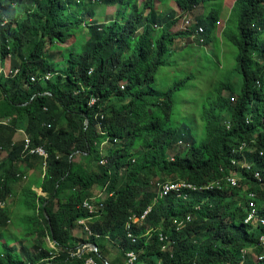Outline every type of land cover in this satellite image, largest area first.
Returning a JSON list of instances; mask_svg holds the SVG:
<instances>
[{
    "label": "trees",
    "instance_id": "16d2710c",
    "mask_svg": "<svg viewBox=\"0 0 264 264\" xmlns=\"http://www.w3.org/2000/svg\"><path fill=\"white\" fill-rule=\"evenodd\" d=\"M158 1L164 4V0H0V64L3 67L10 59L12 69L18 70L17 75L0 73V121L9 119L0 124V204L5 203L0 205V264H83L88 256L103 264L109 255L105 238L120 242L122 256L135 251L138 264H264L242 252L263 250L258 244L264 226L245 223L248 196L243 187L256 194L264 216V0H235L222 36L235 49L240 86L236 90L229 82L216 86L203 101L205 137L200 145L183 147L175 160L168 152L181 140V126L173 119V93L191 77L159 93L153 87L156 74L178 40L194 35L205 43L216 37L227 0H175L188 17L200 7L207 11L198 20L201 28L186 32H175L177 12L162 16ZM121 4L125 10L116 19L100 24L88 7ZM232 19L234 29L229 27ZM82 25H87L88 40L65 55L61 51L66 71H57L52 50ZM46 73L52 74L47 81L41 78ZM94 97L98 102L91 106ZM19 129L48 154L44 178L32 179L20 195V205L30 213L23 233L45 235L54 245L51 249L41 244L29 252L23 243L18 250L13 244L17 240L5 236L12 224L10 198L23 177L21 164L43 168V158L25 156L24 141L13 142ZM106 138L113 146L101 154L99 145ZM243 143L252 171L236 168L245 177L240 186H229L224 177L235 168L233 160L240 156L234 151ZM3 152L7 156L1 159ZM101 157L107 159L106 165H99ZM254 172H260L261 180ZM156 178L198 186L223 180L224 188L189 191L187 199L176 193L158 198L152 184ZM33 185L46 197H38ZM95 186L106 187L112 196L89 221L94 235L77 241L73 228L90 217L79 204L94 196ZM150 206L146 220L132 226L133 242L127 223ZM190 215L193 220L179 230L176 223ZM160 234L173 240V251H163L167 242ZM85 243L96 244L97 251L72 259L70 254Z\"/></svg>",
    "mask_w": 264,
    "mask_h": 264
},
{
    "label": "rangeland",
    "instance_id": "374dc122",
    "mask_svg": "<svg viewBox=\"0 0 264 264\" xmlns=\"http://www.w3.org/2000/svg\"><path fill=\"white\" fill-rule=\"evenodd\" d=\"M163 2L164 4L161 1L157 2V11L159 14L166 16L169 15L170 11L174 9H176L178 12L177 14L179 16V24L177 25L175 32H186L195 26L192 29L194 30L199 26L198 20L204 18L207 13L203 7L197 9L191 17L189 16L188 20L191 22V25L188 26L186 22H184V16L186 15H184L179 9L175 3V0H164ZM234 2L235 0L226 1L225 9L221 19L222 22L215 34L216 37H212L205 43H203L202 40H199V36L194 35L188 39L178 40L175 43L171 54L167 58V64L156 74L153 87L159 93L167 92L171 88L177 87L178 83L186 80L188 77H191L184 86H179V90H176L173 93V119L181 126L179 129V138L181 139L183 145H200L203 137H205L204 123L201 119L203 101L209 96L213 95L216 86L221 82L232 83L235 90L240 86L241 77L236 71L237 65L235 60V49L231 44L227 43L222 36V31L226 23L231 18V11L234 7ZM88 7L95 11L96 16L94 20L98 24L109 23V21L117 18L119 12L125 10L124 4L115 5L114 7L110 8L106 7L105 5H88ZM139 7L140 9H143V4H139ZM132 11L133 7L128 10V15ZM84 20L86 23L87 21L89 22V18H85ZM234 25L235 20L232 19L229 27L234 29ZM88 38L87 25H82L81 30H75L73 32V36L66 43L60 44L57 49L52 50V53H54L55 57L54 61L57 71H66L67 64L61 51H63V54L65 55L67 54V50L77 46L78 42L84 44ZM59 52L61 55H57ZM10 70L11 67L8 62V74ZM224 94L225 96H228L229 92L226 91ZM25 136L26 135L24 134V137ZM21 137H23V133ZM118 143L121 144L122 141L120 140ZM109 147L110 145L107 144L102 148L103 154ZM137 149L138 147H134L133 150L136 151ZM177 149L178 147L174 146V148L168 152V157L173 155ZM5 157V154H3L1 159ZM99 165L98 167L100 168ZM24 184L25 179L16 184L15 191L16 188L20 189V187H22ZM99 187L100 186H95L93 188L94 194L98 192ZM243 188H245V186ZM14 198L15 199L11 202H14L13 206H15L16 209L11 215L12 224H10L9 227L5 229V232L7 237L17 239V236L22 235L24 231L23 223L26 221L24 219V215L27 212L23 208L22 209L24 211L21 210L19 206L20 198L19 200L16 197ZM11 202L10 205H12ZM19 227L20 229H18ZM3 240L6 239H2V241ZM171 241L173 245V240ZM24 242H26L24 246L29 252H34V248L40 246L41 244L47 245L50 249L52 246L49 239L46 238L45 235L41 237L38 233L33 237H24ZM102 242L106 245V249L109 252L108 257L111 261H118L119 259L122 261L125 260V256L121 255L119 241H115L111 238H105ZM9 244L12 243L10 242ZM20 244L23 246V242Z\"/></svg>",
    "mask_w": 264,
    "mask_h": 264
},
{
    "label": "built area",
    "instance_id": "2783aa9c",
    "mask_svg": "<svg viewBox=\"0 0 264 264\" xmlns=\"http://www.w3.org/2000/svg\"><path fill=\"white\" fill-rule=\"evenodd\" d=\"M186 24L188 26L191 25L190 21H186ZM203 31V30H201ZM93 72V70L91 71V73ZM18 74V70L13 74V75H17ZM52 76L51 73H46V75L42 76L41 78L44 80H48L50 79ZM31 80L34 82L36 81V77L33 76L31 78ZM125 84H123L122 88L125 89ZM232 100H234V98H231ZM98 102V98L94 97L91 100L90 105L94 106L96 103ZM103 118V117H101ZM7 122H9V119L5 120V121H0L1 123L6 124ZM227 127H230V123H227ZM99 131L102 135H104V132L101 131V129L99 128ZM24 153L25 156H30V155H37L41 158H43V164H44V168L46 167V159L48 157V154L46 152V148L42 147V146H38L35 147L32 144V141L29 137L25 136L24 138ZM120 140H115V143H118ZM112 145V143H110L109 138H106L102 143H100L99 148L102 152V148L105 145ZM119 144V143H118ZM179 144V145H177ZM174 146H177L178 149L177 151L171 155L169 158L171 160H175V156L178 153V151L183 148V147H190L188 145H183L182 141H178ZM247 149V144L243 143L240 146L239 150H235V153H238L240 158L237 160H233V165L235 168H233L230 171V174L227 175L226 177H224L225 182L229 185V186H233V187H238L240 186V182L244 179V175L240 174L239 171L236 168H240V169H244L246 172H251L252 171V165L249 164L246 160V155H245V150ZM261 155H263V152L260 153ZM107 164V159L101 157L100 159V165H106ZM254 178H257L259 180H261V175L260 172H254L253 173ZM153 189L154 192L156 193L158 198H165L168 195H170L171 193H176L179 196H183L185 199H187L189 197L188 193L189 191L195 192V191H208V190H215V189H223L224 188V181L223 180H217V181H213L210 183H207L203 186H198V185H194L186 180H173V179H166V180H161L156 178L153 181ZM250 189V187L245 186L244 188V192L247 193L248 196V215L246 217L245 223H252V222H258L259 224L264 226V216L260 215L259 213V209H258V205L256 203V199L257 196L254 192H249L248 190ZM112 196V194L107 192V188H103L102 190L99 191V194L94 195L91 198L85 199L82 204L81 207L90 215V217L88 219H80L77 222V226L79 227H83V230L85 233H87L88 236H93L94 234L92 233L90 227H89V220L92 219L93 217H98L99 214L104 210L105 208V201L107 199V197ZM13 199V196L11 197ZM10 198V202L12 201V199ZM157 200V198H155ZM1 207L5 206V203H1L0 204ZM152 210V206L148 207L144 213L140 216H134L131 217L130 221L127 223V231H129V237L133 240V242H135V237H133V233L131 232L132 226L137 224V223H143L146 218L149 216L150 212ZM193 220V217L190 215L188 217H186V219H183L181 221H178L176 224H178V229H182L183 226L185 225V223H189ZM97 238H99V235H96ZM160 240L161 241H166L167 243H165L166 245H164L162 247L163 251H173V245H172V241L170 239H168L166 236H164L163 234H160ZM260 243L258 244V247H262V252L261 253H257L254 249L256 248H250V249H244L242 250L243 255H248L251 254L254 261L255 262H260L264 260V234L260 236ZM51 248H54V245L51 244ZM92 251H97V248H95L93 245L86 243V245H81L80 247H78V249L74 252H72L70 254L72 259H81L82 257H86L88 256L89 253H91ZM125 264H138L139 262V256L135 251H129L126 253L125 255ZM83 264H101L98 262L97 259H95L92 256H88V258L84 261ZM103 264H110V262L108 260H104Z\"/></svg>",
    "mask_w": 264,
    "mask_h": 264
},
{
    "label": "crops",
    "instance_id": "0c3cea01",
    "mask_svg": "<svg viewBox=\"0 0 264 264\" xmlns=\"http://www.w3.org/2000/svg\"><path fill=\"white\" fill-rule=\"evenodd\" d=\"M173 11V10H172ZM174 11H176V9H174ZM177 12V11H176ZM178 13V12H177ZM93 19H91V21H92ZM8 62H9V64H10V67H11V70H10V72H9V74H8V71H7V66H8ZM16 71H14L13 69H12V61L10 60V59H7L6 60V62H5V64H4V66L2 67V65L0 64V73H2V74H4L5 76H10V75H13L14 73H15ZM7 120V119H6ZM63 124H65V122H62ZM23 133V137H21L22 136V133ZM24 134L26 135V133L24 132V130L23 129H19V130H17L16 131V133H15V135H14V137H13V142L14 143H19V142H22L23 140H24ZM27 136V135H26ZM19 137H21V138H19ZM3 154H5V156H7V152H3ZM2 154V155H3ZM2 155H1V157H2ZM46 168V167H45ZM45 168H44V164H43V168H42V166H40V168H39V170L38 169H36V168H32V167H30V166H28L27 165V163H22L21 164V171H22V174H23V177H22V179L20 180V182L23 180V179H25V184L24 185H22V187H20V189H18V188H16V191H15V187H16V185L14 186V197H16V198H18V200H19V198H20V195L22 194V191L24 190V188L26 187V185L32 180V179H34V178H37V180L39 179V178H44V175H45ZM19 182V183H20ZM18 184V183H17ZM103 188H100L99 187V189H98V192L96 193V194H99V191L100 190H102ZM32 191L33 192H35L36 194H37V196L38 197H46V195L42 192V190L39 188V186L38 185H33L32 186ZM93 192H94V190H93ZM96 194H94V195H96ZM13 197V199L12 200H14L15 198ZM84 201V200H83ZM82 201V202H83ZM82 202L79 204V208H81V209H83L82 207H81V204H82ZM13 203L14 202H11V204L12 205H10V208H9V210H10V214L12 215V213L15 211V206H13ZM19 206H20V208H21V210L22 211H24L23 209H22V206L20 205V201H19ZM27 212V211H26ZM30 213L29 212H27L25 215H24V219L26 220V217L29 215ZM91 220V219H90ZM89 220V221H90ZM90 227V226H89ZM18 229H20V227L18 228ZM17 229V230H18ZM91 229V228H90ZM5 236H6V234H5ZM72 236H73V238L75 239V240H77V241H86L90 236H88L87 235V233H85L84 232V230H83V227H79V226H77V227H74L73 228V230H72ZM24 237H26L25 235H24V233H22V235H19V236H17V239H15V238H10V237H7L6 239H12V240H17L16 241V243H13L14 244V246H16L17 247V249L18 250H20V243H22V241H24ZM12 240H10V241H12ZM6 240H3L2 241V243H4ZM24 244L26 243V242H23ZM50 244H51V242H50ZM79 244H80V242H79ZM88 244H92V243H88ZM83 245H86V243L85 244H83ZM81 246V245H80ZM25 247V246H24ZM127 252H129V251H127ZM126 252V253H127ZM126 253H125V255H126ZM110 255H111V253H110ZM109 256V255H108ZM126 258V257H125ZM106 260H108L109 262H110V264H117L118 262L116 261V260H110L109 259V257H107L106 258Z\"/></svg>",
    "mask_w": 264,
    "mask_h": 264
},
{
    "label": "clouds",
    "instance_id": "9594fccd",
    "mask_svg": "<svg viewBox=\"0 0 264 264\" xmlns=\"http://www.w3.org/2000/svg\"><path fill=\"white\" fill-rule=\"evenodd\" d=\"M188 18H189V17H188L187 15L184 16V22L189 21Z\"/></svg>",
    "mask_w": 264,
    "mask_h": 264
},
{
    "label": "water",
    "instance_id": "95a60500",
    "mask_svg": "<svg viewBox=\"0 0 264 264\" xmlns=\"http://www.w3.org/2000/svg\"><path fill=\"white\" fill-rule=\"evenodd\" d=\"M87 123V122H86ZM91 245H93L95 248H97V245L96 244H91Z\"/></svg>",
    "mask_w": 264,
    "mask_h": 264
},
{
    "label": "bare ground",
    "instance_id": "6f19581e",
    "mask_svg": "<svg viewBox=\"0 0 264 264\" xmlns=\"http://www.w3.org/2000/svg\"><path fill=\"white\" fill-rule=\"evenodd\" d=\"M153 232V231H152Z\"/></svg>",
    "mask_w": 264,
    "mask_h": 264
}]
</instances>
